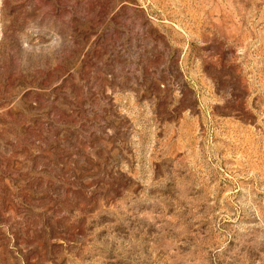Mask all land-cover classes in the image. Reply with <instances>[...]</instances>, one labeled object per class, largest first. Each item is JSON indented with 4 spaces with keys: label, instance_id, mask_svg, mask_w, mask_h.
I'll return each mask as SVG.
<instances>
[{
    "label": "rangeland",
    "instance_id": "obj_1",
    "mask_svg": "<svg viewBox=\"0 0 264 264\" xmlns=\"http://www.w3.org/2000/svg\"><path fill=\"white\" fill-rule=\"evenodd\" d=\"M0 264H264V0H0Z\"/></svg>",
    "mask_w": 264,
    "mask_h": 264
}]
</instances>
